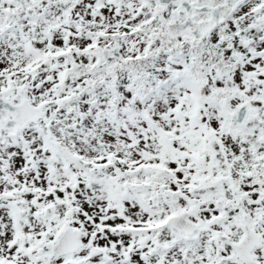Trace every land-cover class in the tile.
<instances>
[{
    "label": "snow or ice",
    "instance_id": "snow-or-ice-1",
    "mask_svg": "<svg viewBox=\"0 0 264 264\" xmlns=\"http://www.w3.org/2000/svg\"><path fill=\"white\" fill-rule=\"evenodd\" d=\"M0 264H264V0H0Z\"/></svg>",
    "mask_w": 264,
    "mask_h": 264
}]
</instances>
